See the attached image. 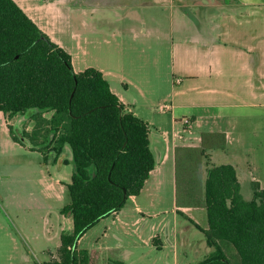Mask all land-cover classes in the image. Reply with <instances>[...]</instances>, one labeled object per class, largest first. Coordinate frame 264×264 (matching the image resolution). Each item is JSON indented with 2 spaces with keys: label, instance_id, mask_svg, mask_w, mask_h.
<instances>
[{
  "label": "rangeland",
  "instance_id": "obj_1",
  "mask_svg": "<svg viewBox=\"0 0 264 264\" xmlns=\"http://www.w3.org/2000/svg\"><path fill=\"white\" fill-rule=\"evenodd\" d=\"M25 1L36 6V15L43 18L41 25L54 41L49 38L71 55L76 73L89 68L102 71L113 89L149 122L153 144L161 140V133L165 140L182 135L186 140L178 138L180 143L200 146L201 135L212 130L210 123L202 120L185 133L183 122L176 128L171 126L172 112L163 111V107L174 106L178 116L190 112L176 109L188 103L186 86L198 83L189 82L191 73L198 69L196 63L186 59V41L199 35L197 15L205 12L200 7L207 6L209 0H66L59 4L64 9L62 20H56L54 12L38 10L44 0ZM78 8L80 12L72 14ZM208 9L209 13L214 7ZM248 111L256 119L242 122L236 132L245 135V156L258 162L264 176V122L259 119L264 114L259 109ZM32 114L18 115L11 121L22 144L13 141L0 114V264H47L57 260L63 234L73 230L72 217L62 214L70 203L67 186L75 172L71 154L66 151L57 160L51 156L50 163L44 162L43 155L22 136L33 127L29 119ZM238 146L233 145L232 150L242 155V146ZM223 153L213 151L215 164L228 158ZM148 189L142 196L144 203H150V193L157 195L156 205L147 209L148 216L136 211L128 200L123 209L126 214L101 220L79 241L78 249L98 252L99 264L116 260L125 264L202 262L204 256L198 257L195 250L199 247L203 253L205 236L191 227L186 215L176 214L171 176L167 175L160 189L151 184ZM241 192L246 200L252 199L251 185L244 182ZM188 215L201 226L208 224L206 209L198 208ZM175 231L180 232L178 248L174 247ZM187 238L195 248L186 243ZM226 251L234 261V247L227 245Z\"/></svg>",
  "mask_w": 264,
  "mask_h": 264
},
{
  "label": "trees",
  "instance_id": "obj_2",
  "mask_svg": "<svg viewBox=\"0 0 264 264\" xmlns=\"http://www.w3.org/2000/svg\"><path fill=\"white\" fill-rule=\"evenodd\" d=\"M0 112L9 121L33 112L31 131L22 133L32 149L46 164L69 151L75 166L70 203L62 210L73 230L63 234L58 259L47 264H99V253L79 250V241L142 193L157 163L149 124L126 108L102 71L76 73L71 55L14 0H0ZM9 132L22 144L11 125ZM227 146L225 133L205 132L199 147L176 148V212L207 211L208 227L196 226L212 252L199 264H264V188L253 181L246 200L236 167L212 163L211 152ZM227 245L236 250L234 261Z\"/></svg>",
  "mask_w": 264,
  "mask_h": 264
},
{
  "label": "crops",
  "instance_id": "obj_3",
  "mask_svg": "<svg viewBox=\"0 0 264 264\" xmlns=\"http://www.w3.org/2000/svg\"><path fill=\"white\" fill-rule=\"evenodd\" d=\"M14 1L45 34L49 35L44 26L41 25L43 24V18L35 13L36 6L32 7L25 0L22 2ZM54 1L44 0V3L38 6V10L48 14H53L54 12V18L62 20L64 9H61L59 4L65 3L66 0H58L59 3H54ZM223 1L226 2L225 5ZM213 7L214 10L208 13V8ZM200 8L205 9V12L197 15L199 35L192 41H186L188 44L186 46V59L196 63L195 67L198 69V72L191 73L192 76H190L189 82L190 84L198 83L195 86H186V97L188 99L186 107H176V109L186 108V111L190 112L186 113V115L178 116L174 108L171 116V126L176 128L178 123H182L181 119L184 118L193 122L191 131L202 120L208 124L210 123L208 125L212 127L210 132L226 134L228 146L227 150L223 151L225 152L223 154L230 158V160L224 158L220 163L215 164L212 160V151V163L216 166L228 164L235 166L241 188H243L244 182L251 185L253 181H258L264 188V176L263 173L261 174L263 172L261 171V166L258 162L245 156L242 140L245 135L236 132L242 122L256 119L249 116L252 112L248 110L259 109L261 110L259 112L264 114V0H217L215 3L209 0L207 6L202 5ZM79 12L80 9L78 8L72 11V14H78ZM188 16L189 11L186 10V19ZM49 37L51 38L50 35ZM51 39L53 40V38ZM111 89L129 111L140 117L131 108L130 104L126 102L122 93L116 92L112 86ZM0 114L9 130L12 120L9 121L3 113L0 112ZM259 119L264 122V117ZM146 122L149 124L147 120ZM255 126V123L252 124V128L255 129ZM160 135L161 140H156L155 144L150 139L151 149L157 162L156 168L151 173L142 193L129 199L136 211L143 216H148L149 212H147V209L156 205L157 195H152V193H150V203L142 201V196L149 190L148 186L150 184L156 189H160L167 175H170L173 181V188L175 189V151L177 147L186 146L178 140H165L163 139V134L160 133ZM235 144H239L238 147L243 145L240 150L244 156L237 154V150H232V146ZM202 177L205 180V165L202 167ZM193 210L196 209H182L186 218L191 221V227L197 228L196 225L201 226L200 223L188 215ZM176 211L177 207L175 205ZM122 212L123 210L114 215L120 216ZM123 214H126V211ZM191 227H187L186 231H190ZM201 227L207 228L208 224ZM179 234V231L174 232L175 248H178ZM186 243L191 248H195L191 239L187 238ZM202 244H204L203 253L198 250L199 247L196 248L195 253L198 254V257L203 255L205 260L212 250L208 247L207 242Z\"/></svg>",
  "mask_w": 264,
  "mask_h": 264
},
{
  "label": "built area",
  "instance_id": "obj_4",
  "mask_svg": "<svg viewBox=\"0 0 264 264\" xmlns=\"http://www.w3.org/2000/svg\"><path fill=\"white\" fill-rule=\"evenodd\" d=\"M179 81V83H180V80H178ZM173 110H174V106H172V105H165L164 107H163V111H170V112H173ZM182 122H183V124H184V132L186 133V132H189V131H191V129H192V126H193V122L190 120V119H187V118H184V119H182ZM178 138L179 139H185L182 135H180V136H174L173 137V139L174 140H178Z\"/></svg>",
  "mask_w": 264,
  "mask_h": 264
}]
</instances>
